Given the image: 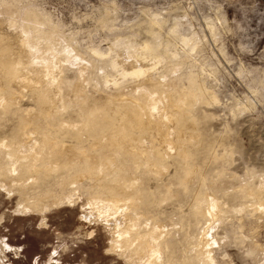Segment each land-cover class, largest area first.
<instances>
[{
  "label": "rangeland",
  "instance_id": "rangeland-1",
  "mask_svg": "<svg viewBox=\"0 0 264 264\" xmlns=\"http://www.w3.org/2000/svg\"><path fill=\"white\" fill-rule=\"evenodd\" d=\"M6 3L18 12L27 9L36 12L45 26L50 27L47 30L56 31L59 40L55 39V43L68 42V47L81 59L74 57L63 62L66 61L65 53L53 43L57 52L61 51L57 59L65 69L62 76L65 77V93L59 102L58 113L53 112L52 116L41 100L8 81L6 96L13 104L1 108L4 113L0 110V135H3L0 140H20L22 125L19 122L30 118L35 121L33 128L39 132L49 130L47 133L52 137L58 133L67 135L65 138L72 143L67 131L74 130L66 125L67 120L77 123L82 115L91 117L89 107L93 105L89 97V106L79 107L80 103L71 92L79 69L91 64L87 75L89 85L93 86V95L104 100L114 90L111 79L122 80V69L110 67L107 64L109 57H101L95 50L107 54L115 43L134 46L148 43L152 52L156 50L153 54L166 62L158 65L153 75L157 79L166 76L172 81L171 85L175 83V94L183 87L194 91L191 107L195 109H190L188 116L191 117L184 124L186 142L180 143L179 137H174L172 121L171 126L161 132L146 127L128 131L140 146L144 143V148L151 154V162L157 164L147 167L145 160H128L127 155L121 154L111 172V176L117 177L119 173L127 182L132 181V193L142 214L138 220L139 232L144 230L142 234H149L157 228L161 233L160 264L205 263L200 262L206 256L200 251L204 232L213 240L209 251L213 254L214 264H264V208H256L264 202V0H0V7ZM181 35H194L198 42L194 51L182 45ZM41 43L40 47L47 46L44 40ZM145 63L152 65L151 60ZM123 66L130 70L132 64L127 59ZM106 79H110L111 84L106 83ZM132 81L129 76L124 84ZM197 97L200 103L195 100ZM124 104L110 98L103 105H96L95 110L109 113L111 120L101 118L99 125L96 123L87 132V138L112 135L114 128L109 131V121L114 117L123 120L129 116ZM26 112L30 113L28 117ZM144 137L147 140H143ZM165 137H174L173 140L178 141L181 152L175 153V158L168 150ZM2 152L0 162L5 164L7 151ZM75 165L44 178L29 190V196L38 199L50 194L45 203L48 210L40 202L37 203L38 210L24 209L21 203L25 200L19 193L11 187H6L8 190L0 188V264H142L141 258L144 260L145 254L137 255L132 248L123 250L117 246L114 219L107 221L90 206L94 187L89 180L83 181L80 191L73 192L68 187L69 191L64 193L67 174L70 178L76 171V178L82 170L91 167L87 160ZM124 167L130 168L127 171ZM134 175L139 176V181L133 180ZM10 189L13 190L11 195ZM249 189L254 190V194L263 191L259 194L263 202L258 194V197L249 196ZM210 197L218 200L220 209L214 217L203 218L195 207L202 199L206 208ZM62 199L64 202H59Z\"/></svg>",
  "mask_w": 264,
  "mask_h": 264
},
{
  "label": "bare ground",
  "instance_id": "bare-ground-1",
  "mask_svg": "<svg viewBox=\"0 0 264 264\" xmlns=\"http://www.w3.org/2000/svg\"><path fill=\"white\" fill-rule=\"evenodd\" d=\"M7 3L4 5V7L2 6L3 8L0 7V15L4 16V17H0V110L1 108L5 109V107L9 105L12 106L13 104L12 101H9V99L6 96V91H7L6 87L9 86L7 85V83L10 82L9 84H12L11 82L13 81L15 82V84H17V87L18 86L20 87L21 90L27 89L33 95V97L37 98V100L39 101L41 100L43 102L42 106L45 107L49 115L52 116L53 112L56 113L58 111L59 102L63 100L64 98L63 94L65 93V91H63V78L65 77H62L64 76L63 72L65 69L63 68L64 65L60 63L61 60L57 59L58 58L57 54L59 51L57 52L56 50L57 46L55 44L57 45L59 44L58 42L55 43V39L57 37L56 31H54V29L47 30L46 28L48 26L47 27L45 26V24L41 21L39 15L36 12L28 10V9L24 12H18L14 10L15 8H11V6ZM180 37H181L180 39H181L182 45L184 47L189 46L191 51H194L196 47L198 46L197 39L194 38V35L193 36H184V35L182 36L181 35ZM42 40H44L47 43V46L44 48H42L43 45L40 47V43ZM67 43L63 41V43L59 45L60 50L62 49V53L63 52L65 53V54L63 53L65 56V59L62 57L64 60H66V61H63L65 63L67 61L72 60L74 57L80 58L79 55L78 56L76 55L77 53H75L72 50V48L70 49L68 47L69 44L67 45ZM154 51L156 52V50H153V52ZM153 52L151 50V46L148 43H145L142 46H136V45L134 46L132 44L121 45L120 43H115L113 46L109 47V52L107 54H105L104 52H101L98 49L95 50V53H97L101 57H104V56L109 57L107 64L110 67L114 69H118L119 67H121L122 71L120 73V76L122 80L117 79V78L111 79V83H113V86L112 85L111 86L114 90L112 94H110L109 97L107 96L108 98L101 100L100 97H96L95 95H93L92 93L93 90L91 89L93 86L90 87L89 85L90 79L88 80L87 78V75L91 68L90 67L91 64L90 63L87 65L85 64L86 65L85 67L79 69L80 71H79L78 79L76 83L73 84V87H71L72 88L71 92L73 93V96H75L78 102L80 103L79 107L80 105L89 106L88 105L89 97L92 99L93 105L89 107V110L91 111V114H90L91 117L86 118V116L81 114L82 119L78 120L79 123L78 122L70 123L67 120L66 125L68 124L67 126L71 127L74 130V131H69V130L67 131L70 138L72 137V141H73L72 143L68 142V140L65 138L67 135H62L58 133L56 136L52 137V135L50 136V134L47 133V131L49 130L45 131L46 129H44L45 132H41V131L39 132L38 130L33 128L35 121H33L30 118H24L23 115H20V116H22V119L23 118L24 119L22 121L20 120L21 122H19L20 125H22L21 126L22 129L21 128L19 129L20 126L16 128V129L21 130V133L19 131L21 135V139L17 141H11V142L9 141L10 138L0 140V152H2V150H4L5 152L7 151L5 164H2V161L0 162V188L3 187L5 190H8L6 189V187L13 188L17 193H19V195H21L20 196L21 199L25 200V202L21 203L22 208L28 209V210H38V207H39L37 205L38 202L42 203L44 207L43 205L41 206L45 208L46 207L45 203L50 198L49 193L43 199L30 197L29 190L32 187L38 186L44 180V178L47 179L48 177H52L53 175L57 174L60 170H63V169L65 170V167L67 166H70L73 164L74 166H76L75 164H83L85 163V160H87L91 164V167L87 168L85 171L82 170L81 174L77 172L78 177L75 178L74 176L76 174L75 173L76 171H73L74 175H72V177L70 178L67 177L68 174L66 175L67 178L66 177L64 178V182L67 183L68 181V183L67 185L65 184L64 193L65 192L67 193V191H69L68 187H70V189L73 192L80 191L79 189L83 187L82 185L83 181L85 179L89 180L91 182L90 185L94 187V189L89 187L94 190V191L92 190L93 192H91L90 194V198H91L90 203H89L91 204L90 206L97 211L98 215H100L102 218L106 219L107 221L109 219H112V220L114 219L113 224H114V227L116 226L115 228L117 229L115 230L117 231V236H116L117 239L115 237L117 246L119 245V248H122L123 250L132 248L136 251L135 254L137 255L142 254V253L145 254V259L142 260L141 258L142 264H160L161 263V256H160L161 255L160 254V251H161V243H160L161 235L160 234L161 233L157 231L158 230L157 228H153L154 230L152 229V233H149V234H146V233L142 234L141 232H143L144 230L139 232L138 220L140 217H142V214L138 211L140 206L137 202H135V194L132 193L133 185L132 183H130L132 181L127 182L124 179L125 177L122 178L123 175L121 177L119 173H117L118 174L117 177L111 176L112 175L111 172L113 171V168L116 166V163H118L117 156L121 158L120 157L121 154H124V156L127 155V157L125 158H127L128 160H130L131 158H133L134 160H145V162H147L146 164L147 167H151V166L156 167L157 164L154 162H151V154L148 152L147 149H145L146 147L144 148V143L142 144L143 147L140 146L136 142V139H134L133 137L129 135L128 131H130L131 129L135 131L137 129L136 127H139V128L146 127L147 129L148 128L157 129L161 132L163 129L171 126L170 121H172V126L174 127V131H175L174 137H179L180 139L179 142L182 143L185 139L184 137L186 134L185 133L186 126L184 124H185L186 119H189L188 117L190 115L188 116V114L190 113V109L192 108L191 102L194 98L193 97L194 91H191L185 87L181 89L178 87L179 91L178 93L176 92L175 94L174 93L175 83L174 85H171L172 81H170L166 76H164L163 78L161 77L162 79L160 78L157 79L153 75V73L158 69V65L162 64L164 61L162 57H157V55L153 54ZM112 53H114V56H111ZM161 55L159 54L158 56H161ZM122 56H125V57L121 58ZM174 56L177 57V54H174ZM127 59H129L130 64H132V67H130L131 68L130 70H126L123 66V62H125ZM148 60L152 61L151 66L146 65L145 62ZM171 62L174 63V61H171ZM176 65L177 64H174V67H176ZM59 76H61L62 78H60ZM129 76L133 78L132 83L128 85L124 84V80ZM106 77L108 78V76ZM105 81L106 83L108 82L110 83V79H106ZM110 91L112 90L110 89ZM129 94H131V96H129ZM201 95L202 94H200V96ZM110 98L115 99L118 102H124L125 103L123 105L124 109L129 114V116H126L123 120H118L117 118L114 117L113 121H109L110 123L108 124L111 125V129L109 131H111L114 128V131L113 132L111 131L113 133V134L111 133L112 135L103 134L100 137L92 136L93 137L92 139H88L87 132L90 129L92 130V127H94L96 123L99 125L98 122H100L101 118L103 120H106V119L111 120L109 113H106L104 111L97 112L95 110L96 105L101 106L103 105L105 101H107ZM198 98L199 97H197V99L195 100L198 101ZM77 100H75V102ZM202 101H203V98H202ZM17 102L20 103L21 101L17 100ZM69 103H66V104H69ZM63 104H64V101L62 105ZM16 105L19 106V104L17 103ZM10 107L8 109H11ZM20 107L22 106L20 105ZM13 108L15 107L13 106ZM192 109H195V108H192ZM15 111H18V110H15ZM7 112H10V111H7ZM191 112H193V110H191ZM2 113L4 112L2 111ZM29 114L27 113V117ZM52 121H50V123ZM62 122L64 123L63 120ZM186 125H189V123ZM54 127L57 128V126L55 125ZM96 128H98V126H96ZM98 131H101V130L99 129ZM90 132H93V131H90ZM13 134H15V132L12 133V135ZM131 135L134 136L133 134ZM0 136H3V135H0ZM173 138L165 137L166 141L165 140L164 141L167 142V147L169 146L168 150L171 154L173 155L175 153L180 154L181 151L178 149L179 147L177 146L178 141L173 140ZM12 140H14V137ZM143 140H147V139H145L144 137ZM143 140L142 142H144ZM145 143L147 144V142ZM181 146H183V144ZM100 148H102V150H100ZM160 154H163V153H160ZM185 155H187V153ZM174 158H175V155H174ZM121 161L124 162V160H121ZM121 165L120 167L122 168ZM187 167L188 166L186 163L185 168ZM189 167L191 166L189 165ZM187 172H190V171L187 170ZM131 176L129 177V179L131 178ZM138 179H139V176L134 175L133 180L137 181ZM263 182L264 180L262 181V183ZM139 184L140 183H138V185ZM262 187L264 188V186ZM252 191L254 190L249 189L247 191L249 192L248 193L249 196L250 194L253 195L254 193H256ZM8 193L11 195L13 193V190L9 191ZM260 193H257V194L259 195ZM257 194H254V196L255 195L257 196ZM260 195H259V198H261ZM64 197L63 199H65ZM63 199L59 202H64ZM260 200H262V198ZM263 200H264V197H263ZM19 201H20V198H19ZM207 201H208L207 203L208 205L205 208L203 207V205L205 204L202 205L203 201L201 199V201H199L198 205L195 207L196 208L195 211L200 213L199 215H201L203 218L205 217V218L210 219L218 213L220 208H219L218 200L215 199L214 197L208 198ZM261 207L264 208V202L257 205L256 208L259 209ZM91 213L93 212L91 211L90 214ZM198 240L200 242V238ZM212 243H213V240L210 239L209 234H206V232H204V234L201 237V247H200L201 249L200 251L206 253V256L204 255L205 258L203 259V261H200V262H205L203 264H214V258L212 256L213 254H211L209 251L211 250L209 248H211Z\"/></svg>",
  "mask_w": 264,
  "mask_h": 264
}]
</instances>
